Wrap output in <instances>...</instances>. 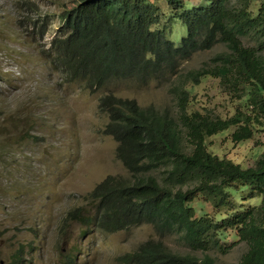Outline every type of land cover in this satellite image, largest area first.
I'll use <instances>...</instances> for the list:
<instances>
[{
	"label": "trees",
	"instance_id": "obj_1",
	"mask_svg": "<svg viewBox=\"0 0 264 264\" xmlns=\"http://www.w3.org/2000/svg\"><path fill=\"white\" fill-rule=\"evenodd\" d=\"M229 2L206 0L186 8L184 0H167L187 29L178 44L170 22L160 23L162 11L150 0H74L59 12L62 25L46 55L68 81L79 79L90 91L111 79L146 83L217 42L229 49L213 57V65L191 70L175 84V115L112 92L98 97L97 111L107 118L101 131L116 142V157L129 176L108 174L86 194L93 210L86 216L89 225L115 232L148 223L158 234H176L190 249L172 251L149 238L122 254L123 264H214L193 252L221 249L228 230L236 240L224 244L223 251L245 241L237 264H264V151L254 165L243 167L206 144L207 137L231 127L234 143L252 138L255 124L264 130V58L257 53L264 49V0ZM250 31L263 39L258 47L243 44L240 36ZM207 76L230 86L250 108L229 117L190 110L187 83ZM198 196L214 213L197 214L190 202ZM255 196L258 204L244 205ZM22 249L9 264L21 260Z\"/></svg>",
	"mask_w": 264,
	"mask_h": 264
},
{
	"label": "rangeland",
	"instance_id": "obj_2",
	"mask_svg": "<svg viewBox=\"0 0 264 264\" xmlns=\"http://www.w3.org/2000/svg\"><path fill=\"white\" fill-rule=\"evenodd\" d=\"M73 1L0 0V264H9L21 245L16 264H123L122 254L149 238L161 240L172 251L189 252L176 234H158L148 223L115 232L89 225L86 216L93 210L86 194L108 174L129 176L116 157V142L101 131L107 118L97 111V102L100 95L112 92L175 115V84L189 71L213 65L212 58L229 49L217 42L146 83L111 79L90 91L79 79L68 81L46 55L51 36L62 25L59 12ZM150 1L162 11L160 23L170 22L171 38L178 44L186 26L173 15L167 0ZM184 1L186 8L206 2ZM241 1L250 2L229 4ZM240 38L246 46L258 47L263 41L251 31ZM257 53L264 58V49ZM187 84L190 110L229 117L237 109L250 108L217 77ZM255 126L252 138L238 143L230 139L234 127L209 136L207 148L243 167L252 166L264 151V130ZM259 198L249 197L244 205L258 204ZM190 204L197 214L214 213L199 196ZM233 240L236 237L228 230L221 249L193 253L214 264H237L247 245L238 241L223 251V245Z\"/></svg>",
	"mask_w": 264,
	"mask_h": 264
}]
</instances>
